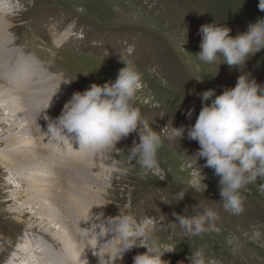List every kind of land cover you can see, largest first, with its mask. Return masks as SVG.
Returning <instances> with one entry per match:
<instances>
[{"label": "rangeland", "instance_id": "obj_1", "mask_svg": "<svg viewBox=\"0 0 264 264\" xmlns=\"http://www.w3.org/2000/svg\"><path fill=\"white\" fill-rule=\"evenodd\" d=\"M0 4H5L2 13L8 22L0 28L7 26V35L14 41L10 49L39 60L43 70L46 69L38 94L49 93L50 76L71 81L63 84L72 96L92 83L114 82L119 70L125 67L123 62L135 66L141 73L143 86L137 92L134 106L164 140L158 160L167 176L165 180L151 174L141 178L139 164L133 162L128 166V174L118 177L111 171V161H106L104 153L89 156L86 150H79L76 142L56 152L57 148L35 126L27 129L23 142L21 127L10 136L12 132L7 128L14 119L5 120L9 110H3L0 112V264H8L13 256L9 264L20 263L21 258L23 264H28L25 258L34 256L33 251L27 250L29 247L24 248L28 243L30 250L33 247L38 250L39 257L48 254V245L59 255L67 249L66 239L75 250L74 264H80V257L87 258L89 264H98L91 248L96 246V240L87 231L91 221L88 217L81 218L79 213L90 216L103 211L105 216H115L119 209L138 220L152 219L159 242L176 249L162 256L170 264H188L186 258L191 250L201 247L216 264H264V187H261L264 179L258 176L255 184L243 190V212L232 214L223 208L219 177L214 175V170L200 167L205 159H199L197 164L191 158L199 148L198 142L189 140L186 131L179 141L166 138L171 125L187 128L195 123L202 108L197 94L213 89L215 95L207 102L211 104L225 88L234 87L242 73L264 84V49L245 65L231 69L227 64L219 65L220 61L204 64L196 56L200 51L201 25L222 24L231 29L230 35L234 37L245 32L249 23L264 18V11L258 8L259 0H4ZM59 40L61 47L57 46ZM0 84L4 82L0 80ZM38 102L28 104L30 117L40 110L39 104L48 101ZM51 104H47V109H51ZM193 108V116L188 119L186 113ZM18 121L21 123L22 117ZM133 139L139 142L135 132L112 149L118 163L126 162V149L132 146ZM17 141L29 143V154L41 156L44 163H40L49 168V172L41 173L54 180L42 179L39 172L36 177L39 168L31 172L32 167L24 166L23 156H14L12 142ZM36 147H42L39 154ZM70 156L79 161L74 169L62 166L69 162ZM71 171L78 186L69 181L74 177H69ZM181 189L186 191L184 199L173 201L174 194ZM71 200L77 204V211L69 204ZM199 203L202 207L198 213L204 208L217 213V230L187 239L178 224H170L177 222L172 213L191 215L193 206ZM57 239L63 240L62 245ZM145 251L143 247L133 248L117 264H133V257ZM16 255L20 259L14 262Z\"/></svg>", "mask_w": 264, "mask_h": 264}, {"label": "clouds", "instance_id": "obj_2", "mask_svg": "<svg viewBox=\"0 0 264 264\" xmlns=\"http://www.w3.org/2000/svg\"><path fill=\"white\" fill-rule=\"evenodd\" d=\"M258 8L264 11V0H259ZM230 32V28L215 22L201 25L198 30L201 41L197 59L204 64L220 61L219 65L227 64L230 69L240 68L264 49V18L249 23L245 32L234 37ZM123 63L125 67L119 70L114 82L108 81L102 85L92 83L84 91L74 92L59 116L53 119L44 115L47 129L43 134L57 150L76 142L79 150H86L89 155L104 153L106 161H111V171L118 177L126 176L128 166L134 162L139 164L138 175L141 178L151 174L165 180L167 176L163 174L158 160V151L164 140L134 106L137 92L143 86L141 73L132 63ZM197 95L202 108L195 123L187 128L171 125L166 138L179 141L186 131L189 140L198 142L199 148L191 158L197 164L199 159H205V164L200 167L213 169L214 175L219 177V195L224 210L238 215L243 212V190L255 184L258 176L264 179V84L250 79L248 73H242L236 85L225 88L211 104L207 102L215 95L213 89ZM193 112L194 108L187 111L188 119L192 118ZM134 132L138 134L139 142L133 139L132 146L126 149V162L120 164L112 149ZM185 194L186 191L181 189L174 194L173 201H182ZM201 207L200 203L194 205L191 215L173 212L172 216L177 222L170 224H178L187 239L207 231H216L217 213L209 208L198 213ZM88 221H91V227L87 231L96 240V246H90L93 255L98 258V264H117L125 253L141 247L146 251L136 254L133 264H170L162 256L176 251L159 242L151 218L138 220L119 209L115 216H105L103 211L90 214ZM106 237L110 238L101 243ZM186 259L188 264H216L206 257L203 247L191 250ZM80 264H89V261L80 257Z\"/></svg>", "mask_w": 264, "mask_h": 264}, {"label": "bare ground", "instance_id": "obj_3", "mask_svg": "<svg viewBox=\"0 0 264 264\" xmlns=\"http://www.w3.org/2000/svg\"><path fill=\"white\" fill-rule=\"evenodd\" d=\"M3 1L4 0H1L0 2H3ZM4 5L5 4H2V5L0 4V27L2 26V23H8V22H6L7 19L5 18L6 14L2 13V6H4ZM3 10H4V8H3ZM7 30H8L7 26L3 27L2 29L0 28V80L4 82V84L2 86L0 84V112L2 113L3 110H5V111L9 110V113L7 115H4V116H6L5 120L10 121V119H14V121H13V125L11 124L9 129L7 128V131L12 132V134L10 135L12 137V135L15 133L14 132L15 129H18L17 127H21L20 133L22 134L21 138H23L22 141L24 142L25 136L27 135V129L28 128L30 129L31 126H35L37 129V132H39L43 137V135H44L43 133L47 129V122L43 119L44 115H47L48 117L53 118V119L55 117H57L58 115H60L64 104L71 98V96H69V93L65 91L64 88L66 87V84H63L64 82H62L63 81L62 78H60V77L56 78L55 76L49 77V79L52 80L51 81L52 83L50 82L51 87L49 89L50 90L49 93L46 95H44L43 93L38 94L37 90H39V88H41V86H40L41 78L45 77V74H46L45 70L46 69L43 70L42 65L40 64V62H38L39 60H37V59L35 60L33 58H32L33 59L32 60L31 58L23 55V53H19L18 50L10 49V46H11V44L14 43V41L10 38L9 35H7L8 34L6 32ZM57 43H60L59 45H57L58 47L62 46L61 45L62 40H59ZM60 83H61V85H60ZM43 99H45V101H48V102L46 104H42L41 101H43ZM36 100L39 101L38 103H41V104H39L41 106L40 110L36 113H40L41 111L42 112L40 113L39 116H37L36 113H34L30 117L28 104L32 101L35 102ZM50 103H52L50 105L51 109L50 110L46 109L47 104H50ZM34 107H35V105L33 106V108ZM27 109H28V111H27ZM43 111H46L47 113L44 114ZM42 113H43V115H41ZM20 117H22V122H21L22 124L19 123V121H18V119ZM41 117H42V119H40ZM24 124H26V125H24ZM22 141L20 144L18 143V141H17V143L12 142L13 143L12 146H15L13 148V149H15L14 156H18V155L23 156L24 157V159H23L24 166H27V167L29 166V168L32 167L31 172H32V170L36 171V169L39 168V170L35 172L36 177L38 176L37 175L38 172L40 174H43V173H41L42 171L49 172V168L44 167V164L42 165V163H40V162L44 163V160L41 158V156L31 155L32 153L29 154V151H28V148L30 146L29 143L28 142L23 143ZM39 143L41 144V142H39ZM38 146H39V144H38ZM36 148H38L37 154H39L40 150H42V147L41 148L36 147ZM53 148H56V147H53ZM54 151L57 152L58 150L54 149ZM59 151H60V149H59ZM59 153H56L55 155L60 158L61 155ZM74 155H77V154L74 153ZM82 155H83V153H82ZM89 156L87 154V157H89ZM82 158H83V156H82ZM82 158H81V160H82ZM68 161L69 162H65L62 166L65 165L64 167H66V165H67L68 167H73L72 169H74V167L79 164V161L74 159L73 156L72 157L70 156L68 158ZM53 168H54V166H53ZM45 174H43V176H41V175H39V176L42 179L43 178H49V181L54 180V178L52 176L50 177L49 175L47 176ZM68 175H69V177L74 176L69 181L73 182L75 184V186H78L77 185L78 183L76 182L77 180H75L74 172L71 171ZM30 177H31V175H30ZM69 177L67 176V179ZM79 183L81 184V182H79ZM45 191L42 193L43 196L45 194ZM73 197L74 196H72L71 199H73ZM69 204L71 206H73L74 209L77 211L78 206H76L77 204L75 205V201L71 200V202ZM48 213L49 212H46V215H48ZM79 214H80L81 218H87V217L89 218V213L88 214L85 213L86 215H82L81 213H79ZM61 241H63V240H58V243L60 242V245H62ZM66 241H67V243H66L67 249H63V252H60L59 255H58V252H57V254H55L53 252V250H51L49 248V245H48L47 246L48 247V254L45 255L44 257L38 256L39 252H38V250H36L35 247H33L32 250H30L29 249L30 244L28 243L27 245L24 246V248L26 246H27V248L29 247L27 250L33 251L34 256H32L31 259H28L27 257L25 259L28 261V264H44V263H46V264H74L73 261H74L75 257L73 259V254L75 253V250H73V248L70 247L72 244L70 242H68L67 239H66ZM68 247H70V248H68ZM76 250H78V249H76ZM13 257H12V259H13ZM17 258L20 259L16 255L14 258V262H15V260L17 261ZM12 259H10L9 262H11ZM20 260H21L20 263L15 262V264H23V262H24L23 259L21 258ZM9 262H8V264H9Z\"/></svg>", "mask_w": 264, "mask_h": 264}]
</instances>
